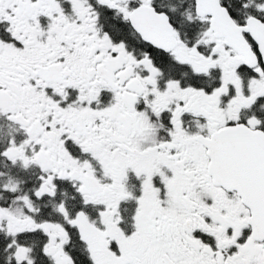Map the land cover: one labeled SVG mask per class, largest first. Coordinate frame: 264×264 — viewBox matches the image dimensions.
Here are the masks:
<instances>
[{"label": "snow or ice", "instance_id": "obj_1", "mask_svg": "<svg viewBox=\"0 0 264 264\" xmlns=\"http://www.w3.org/2000/svg\"><path fill=\"white\" fill-rule=\"evenodd\" d=\"M0 264H264V0H0Z\"/></svg>", "mask_w": 264, "mask_h": 264}]
</instances>
